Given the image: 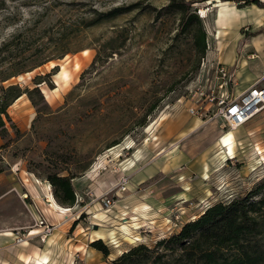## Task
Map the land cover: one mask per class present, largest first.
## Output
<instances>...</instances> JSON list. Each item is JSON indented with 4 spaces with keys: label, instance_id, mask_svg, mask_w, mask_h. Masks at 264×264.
Wrapping results in <instances>:
<instances>
[{
    "label": "rangeland",
    "instance_id": "1",
    "mask_svg": "<svg viewBox=\"0 0 264 264\" xmlns=\"http://www.w3.org/2000/svg\"><path fill=\"white\" fill-rule=\"evenodd\" d=\"M188 1L205 10L206 28L215 1L259 7ZM169 2L0 0V87L25 91L4 116L8 131H0V194L13 190L33 208L32 224L16 231L48 244L47 263L35 264H112L264 179V110L236 130L220 117L189 113V87L206 55L182 32ZM229 133L232 154L222 145ZM55 175L71 178L73 206L55 199ZM34 185L52 216L29 195ZM60 208L66 216L56 222ZM41 219L51 230L45 238ZM97 239L109 256L92 246ZM255 242L264 250V234Z\"/></svg>",
    "mask_w": 264,
    "mask_h": 264
},
{
    "label": "trees",
    "instance_id": "2",
    "mask_svg": "<svg viewBox=\"0 0 264 264\" xmlns=\"http://www.w3.org/2000/svg\"><path fill=\"white\" fill-rule=\"evenodd\" d=\"M248 2L264 7L260 0ZM168 8L179 13L182 32L192 38L197 53L204 57L210 41L198 8L188 0H170ZM24 92L18 85L0 87L2 133L8 131L4 116L9 118V106ZM50 181L58 203L70 207L76 203L71 178L55 175ZM232 198L208 205L196 218L183 223L170 236L156 240L153 246L141 243L130 247L112 264H263L264 250L256 246L255 240L264 234V179L246 195ZM91 244L106 257L110 255L102 239Z\"/></svg>",
    "mask_w": 264,
    "mask_h": 264
},
{
    "label": "crops",
    "instance_id": "3",
    "mask_svg": "<svg viewBox=\"0 0 264 264\" xmlns=\"http://www.w3.org/2000/svg\"><path fill=\"white\" fill-rule=\"evenodd\" d=\"M207 8L211 17L207 25L210 38L208 58L228 66L233 72L236 84L231 89V95H241L258 81L264 86V8L255 5L237 8L229 3L216 1ZM192 123L194 125V121ZM185 128L188 129L189 126ZM153 174L151 173L149 177ZM27 190L45 214L50 215L52 209L46 207L45 197L40 195L36 186H27ZM8 200L9 211L6 210L3 214L4 204L9 203ZM29 210L33 213V208L25 205L17 195H14L13 190L0 194V264H35L43 262L44 258L48 259L45 252L48 244L42 245L43 249L32 242L33 240L15 244L14 231L19 229L23 231L33 222ZM56 210L53 216L56 222L63 221L66 211ZM66 224L58 227L59 237L65 234L63 227ZM69 240L65 238V241Z\"/></svg>",
    "mask_w": 264,
    "mask_h": 264
},
{
    "label": "built area",
    "instance_id": "4",
    "mask_svg": "<svg viewBox=\"0 0 264 264\" xmlns=\"http://www.w3.org/2000/svg\"><path fill=\"white\" fill-rule=\"evenodd\" d=\"M200 15L205 16L204 12H200ZM208 51L204 59L205 69L197 76L199 84L198 81H191L193 84L189 85L190 92L194 94L188 111L192 116L205 120L220 117L229 128L236 130L264 110V87L258 81L241 95L232 96L231 89L236 84L233 72L228 66L209 59ZM124 189L125 186L122 185V190ZM105 204L108 206L110 202L105 201ZM45 222L43 219L39 222L44 227L43 238L51 232L50 226ZM30 237L31 233L16 231L15 243L26 242Z\"/></svg>",
    "mask_w": 264,
    "mask_h": 264
},
{
    "label": "bare ground",
    "instance_id": "5",
    "mask_svg": "<svg viewBox=\"0 0 264 264\" xmlns=\"http://www.w3.org/2000/svg\"><path fill=\"white\" fill-rule=\"evenodd\" d=\"M202 12H205V10L202 9ZM222 145L227 147L228 154H232L233 147H234V146H233V134H232V133H229V134H227V135L224 136V138H223V140H222ZM52 199H53V198H52ZM54 206H57V205L55 204V202H54ZM57 207H58V206H57ZM60 209H61L62 212L65 211V210H67V209H62V208H60ZM35 233H39V232H38V231H33V234H35ZM46 260H47V259L44 258V259L42 260L43 263H47Z\"/></svg>",
    "mask_w": 264,
    "mask_h": 264
}]
</instances>
